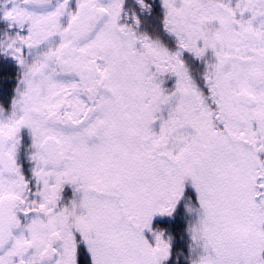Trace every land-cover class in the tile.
Here are the masks:
<instances>
[{"label":"snow or ice","instance_id":"obj_1","mask_svg":"<svg viewBox=\"0 0 264 264\" xmlns=\"http://www.w3.org/2000/svg\"><path fill=\"white\" fill-rule=\"evenodd\" d=\"M0 264H264V0H0Z\"/></svg>","mask_w":264,"mask_h":264},{"label":"trees","instance_id":"obj_2","mask_svg":"<svg viewBox=\"0 0 264 264\" xmlns=\"http://www.w3.org/2000/svg\"><path fill=\"white\" fill-rule=\"evenodd\" d=\"M9 79H11V75H9Z\"/></svg>","mask_w":264,"mask_h":264}]
</instances>
